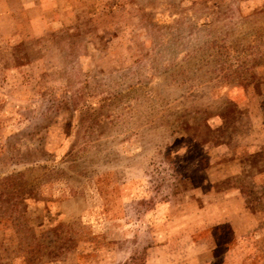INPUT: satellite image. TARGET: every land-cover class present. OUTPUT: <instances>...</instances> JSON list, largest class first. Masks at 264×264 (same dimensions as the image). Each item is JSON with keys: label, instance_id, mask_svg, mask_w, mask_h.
I'll use <instances>...</instances> for the list:
<instances>
[{"label": "rangeland", "instance_id": "obj_1", "mask_svg": "<svg viewBox=\"0 0 264 264\" xmlns=\"http://www.w3.org/2000/svg\"><path fill=\"white\" fill-rule=\"evenodd\" d=\"M263 99L264 0H0V264H264Z\"/></svg>", "mask_w": 264, "mask_h": 264}, {"label": "trees", "instance_id": "obj_2", "mask_svg": "<svg viewBox=\"0 0 264 264\" xmlns=\"http://www.w3.org/2000/svg\"><path fill=\"white\" fill-rule=\"evenodd\" d=\"M262 104L264 105V99L262 100ZM11 177H12V176L7 177V178H4V179H8V178L11 179ZM17 178H18V176H17ZM20 180H21V179H19V178L17 179V181H20ZM258 192H259V193H258V194H259L258 198H260V197L262 196V194L264 193V187H261V188H260V191H258Z\"/></svg>", "mask_w": 264, "mask_h": 264}]
</instances>
